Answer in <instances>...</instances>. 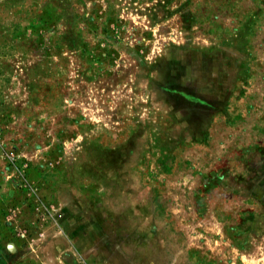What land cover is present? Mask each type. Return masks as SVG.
Returning <instances> with one entry per match:
<instances>
[{"label":"rangeland","instance_id":"1","mask_svg":"<svg viewBox=\"0 0 264 264\" xmlns=\"http://www.w3.org/2000/svg\"><path fill=\"white\" fill-rule=\"evenodd\" d=\"M0 264H264V0H0Z\"/></svg>","mask_w":264,"mask_h":264},{"label":"water","instance_id":"2","mask_svg":"<svg viewBox=\"0 0 264 264\" xmlns=\"http://www.w3.org/2000/svg\"><path fill=\"white\" fill-rule=\"evenodd\" d=\"M10 246H12V245H10V244H9V245H7V247H6V248H7V250H8L9 252H11V253H12V252H13V249H12V250H10V248H9Z\"/></svg>","mask_w":264,"mask_h":264},{"label":"bare ground","instance_id":"3","mask_svg":"<svg viewBox=\"0 0 264 264\" xmlns=\"http://www.w3.org/2000/svg\"><path fill=\"white\" fill-rule=\"evenodd\" d=\"M9 248H10V250H12V249L14 250L13 246H10Z\"/></svg>","mask_w":264,"mask_h":264}]
</instances>
